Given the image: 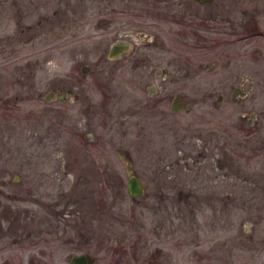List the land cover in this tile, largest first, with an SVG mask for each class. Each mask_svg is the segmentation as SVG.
<instances>
[{"label":"rangeland","instance_id":"1","mask_svg":"<svg viewBox=\"0 0 264 264\" xmlns=\"http://www.w3.org/2000/svg\"><path fill=\"white\" fill-rule=\"evenodd\" d=\"M13 3L0 0V264H72L73 255L84 253L96 264H264V164H252V180L228 171L225 203H198L185 191L174 206L157 141L158 127L170 130L171 102L162 105L163 116L135 115L134 86L121 84L130 91L110 124L94 116L89 101H75L76 88L65 102L46 101L48 83L57 78L94 83L79 64L97 70L96 62L106 60L107 27L98 23L107 0H34L23 20ZM195 6L211 18L210 41L184 54L192 59L182 63L188 78L175 87L194 111L181 115H223L231 135L239 71L253 77L251 92L264 110V0ZM84 94L90 102L99 97L93 87ZM221 94L225 100L217 101ZM80 124L93 139H83L82 148ZM166 137L169 156L171 132ZM126 150L151 196L129 194Z\"/></svg>","mask_w":264,"mask_h":264},{"label":"flooded vegetation","instance_id":"2","mask_svg":"<svg viewBox=\"0 0 264 264\" xmlns=\"http://www.w3.org/2000/svg\"><path fill=\"white\" fill-rule=\"evenodd\" d=\"M213 2L107 0L106 18L98 23L100 27H107L106 60L96 62L97 70L92 69L83 60L79 64L85 76H94V83H85L81 77L73 82L57 78L48 83V93L45 97L48 103L65 102L69 99L71 88L78 89L82 94L93 87L99 95L96 102H90L88 94H84L82 98L79 93L75 101H89L94 116H105L110 124L117 122L114 116L117 114L115 108L118 109L119 102L125 99L124 92L130 91L129 88L123 91L119 86L121 84L134 86V107L130 109L135 115L149 113L163 116L162 105L166 101L171 102L170 130H163L159 123L161 126L158 128L163 138H158L157 141L160 143L159 160L167 164L166 167L170 166L169 172L164 166H160L159 170L161 176L170 178L169 187L174 206H178L179 197H182L185 191L186 197L195 198L198 203L208 202L213 207V202L217 200L225 203L226 188L223 181L228 171L241 180H252L251 171L257 170L252 164H264V110L256 103L258 94L251 92L254 79L249 78L245 71L241 70L237 74L239 84L231 97L232 101L240 106L234 134L228 133L223 115H218L214 120L207 113L197 115V119L181 115L183 112L194 111L189 97L175 87L179 81L188 78L182 63L189 66L192 59L190 55L184 54L202 50L210 41L205 33L210 30L211 18L209 15H202L199 10L196 12L195 3L204 6ZM26 3L24 0H14L13 7L20 20H23L22 12L25 6L27 10L34 9V0H26ZM21 31L26 33L28 30ZM32 37L33 35L28 41ZM258 51V48L255 49V52ZM33 73L32 70L31 75ZM171 85L174 86L170 87ZM225 98L226 96L221 94L217 101H223ZM18 99L17 97L16 100ZM88 123H91V119ZM78 126L79 146L82 148L83 139L88 138L91 141L92 138L83 132L82 124ZM167 132H171L172 138L169 156L165 148ZM229 145H232L233 149H229ZM121 154L129 180L136 176L143 186L140 197L151 196L149 184L138 174L131 152L126 150ZM130 161L133 163L131 168L135 170L134 174L129 172ZM166 177L164 176V179L167 181ZM166 181L162 183V189L168 184Z\"/></svg>","mask_w":264,"mask_h":264},{"label":"water","instance_id":"3","mask_svg":"<svg viewBox=\"0 0 264 264\" xmlns=\"http://www.w3.org/2000/svg\"><path fill=\"white\" fill-rule=\"evenodd\" d=\"M203 3L207 2H213L215 0H200ZM130 167V174H134L135 170H133V163L130 161L128 164ZM132 167V168H131ZM128 189L129 193L133 198H137L141 196L143 192V186L141 185L140 181L137 179L136 176H133L129 182H128ZM72 264H96L97 258L93 256L92 254L89 253H84V254H76L72 256L71 259Z\"/></svg>","mask_w":264,"mask_h":264}]
</instances>
